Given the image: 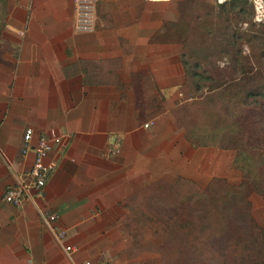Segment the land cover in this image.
I'll return each instance as SVG.
<instances>
[{"label":"crops","instance_id":"0c3cea01","mask_svg":"<svg viewBox=\"0 0 264 264\" xmlns=\"http://www.w3.org/2000/svg\"><path fill=\"white\" fill-rule=\"evenodd\" d=\"M198 1L95 0L93 31L79 34L72 0H5L0 264H140L127 257L126 204L136 190L176 178L202 189L239 183L227 137L198 126L194 107L208 94L183 95V30ZM28 128L32 141L60 144L51 146L41 198L16 209L1 194L31 165V154L21 157ZM49 213L62 242L42 223Z\"/></svg>","mask_w":264,"mask_h":264},{"label":"rangeland","instance_id":"374dc122","mask_svg":"<svg viewBox=\"0 0 264 264\" xmlns=\"http://www.w3.org/2000/svg\"><path fill=\"white\" fill-rule=\"evenodd\" d=\"M223 1H198L200 2L198 11L190 20L189 18L186 20L191 27L190 36H196L199 41L204 39L205 32L210 27V21L205 13L209 11L208 8ZM247 1L252 3V21L257 28L263 22L264 3L262 0ZM244 28L243 25L241 29ZM261 30L264 40V27ZM192 38L195 39L191 37V40ZM252 49L253 53L250 54L248 48L243 45L241 51L248 57L256 72L257 80L261 82L264 79V59H259L258 56L260 45H253ZM189 52V47L183 51L185 59L207 63L208 70L213 76L218 78L227 76L231 80L235 77L229 73L224 61H215L212 51L207 53V58L205 52H197L190 58ZM212 63L215 68L212 67ZM238 87L237 80L231 81L223 88L197 101L194 108L198 112L200 128L209 130L215 136L227 137L224 145L230 144L229 147L233 152L232 168L238 174L239 183L227 185L216 181L211 184L209 194L199 190V186L191 181L176 178L160 180V183L152 181L142 186V189L136 190L132 195L133 216H138L142 222L129 223L128 226L130 240L127 257L131 261L140 264H225L204 245L209 236L214 238L220 229H223L225 225L223 218H227V225L231 227L232 234L246 230L248 217L257 226L264 227V224H258L257 218L254 219L252 215V206H254L256 210H253V213L258 217V222L264 220L262 211L257 210L260 207L264 210L263 119L261 115L258 117L256 114L253 115L256 104L248 107L240 104L242 93ZM185 91L187 90H184V97H186ZM208 197L225 201L224 216L216 213L215 210L207 209ZM255 197L258 201L252 203ZM189 201L191 202L188 204ZM217 215H220V218ZM185 237L192 239V250L190 255L183 257L182 240ZM169 239L173 241L170 242ZM254 249L255 245L250 248V250Z\"/></svg>","mask_w":264,"mask_h":264},{"label":"trees","instance_id":"16d2710c","mask_svg":"<svg viewBox=\"0 0 264 264\" xmlns=\"http://www.w3.org/2000/svg\"><path fill=\"white\" fill-rule=\"evenodd\" d=\"M262 2L264 3V0ZM208 9L209 11L207 10L205 14L210 21V27L206 30L202 41H199L196 36L189 35L190 25L185 26L183 30L185 39L179 58L184 71L183 91L187 90L185 91L186 98H202L204 94L209 95V93L223 88L227 83L237 80L239 83L238 88L241 89L242 93L239 100L240 104L246 107L256 104L253 115L256 114L257 117L261 115L262 125H264V79L261 82L257 80L253 65L241 51L242 46L245 45L251 54L253 53V45L258 44L260 45L259 59H264V40L261 30L264 27V18L262 24H259L256 28L252 21L253 6L247 0H224ZM213 9L216 11L214 12ZM4 17L5 0H0V31L4 25ZM243 25L245 28L241 29ZM191 37L195 39L192 38L191 40ZM188 47L190 58L197 52H205L207 58V53L212 51L215 61H224L230 71L229 73L235 77L232 80L228 79L227 76L215 77L208 70L207 63L185 59L183 51ZM213 63L212 67L215 68ZM177 180L184 179L177 178ZM156 182L160 183L161 181ZM228 188L233 189L234 187ZM198 189L211 193L210 186L203 189L198 187ZM133 201L134 199L131 197L126 204L129 223L139 224L142 220H139L138 216H133ZM245 205L247 206V204ZM224 208L225 201L223 199L219 201V199H209L208 197L207 209L209 211L210 209L215 210L216 213H221L220 215L224 216ZM220 215H217V217L220 218ZM223 219L225 221L223 229H220V232L214 238L209 236L204 243L213 255L225 264H264V227L257 226L248 217L246 230H242L238 234H232L231 227L227 225V218ZM169 240L170 242L173 241V239ZM182 241L184 249L181 254L183 257L188 256L192 250V239L185 237ZM254 245L255 249L250 250Z\"/></svg>","mask_w":264,"mask_h":264},{"label":"built area","instance_id":"2783aa9c","mask_svg":"<svg viewBox=\"0 0 264 264\" xmlns=\"http://www.w3.org/2000/svg\"><path fill=\"white\" fill-rule=\"evenodd\" d=\"M73 5V30L79 34H88L93 31L95 23V0H72ZM152 122L143 124V128L152 126ZM32 130L26 129L22 135L21 157L32 155L29 168L23 170L13 185L3 188L1 201L13 208L19 209L24 203L32 198L38 199L42 196L45 180L51 172L52 166L47 161L51 146L60 144V139H48L39 135L32 141ZM112 151L111 154H115ZM58 219L55 213L42 215V223L52 232L57 242L65 239V233L53 226ZM64 252H69L70 247H64ZM88 264V263H84Z\"/></svg>","mask_w":264,"mask_h":264}]
</instances>
